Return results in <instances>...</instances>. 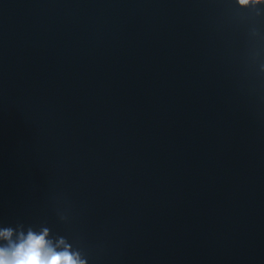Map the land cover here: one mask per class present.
I'll use <instances>...</instances> for the list:
<instances>
[{"label": "clouds", "instance_id": "clouds-1", "mask_svg": "<svg viewBox=\"0 0 264 264\" xmlns=\"http://www.w3.org/2000/svg\"><path fill=\"white\" fill-rule=\"evenodd\" d=\"M261 0H238L243 7ZM16 239L13 240V236ZM0 264H87L63 237L49 239V229L36 232H16L11 227L0 228Z\"/></svg>", "mask_w": 264, "mask_h": 264}]
</instances>
